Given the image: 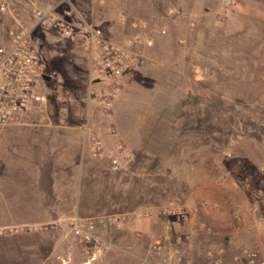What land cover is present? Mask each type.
Returning <instances> with one entry per match:
<instances>
[{"label": "rangeland", "instance_id": "374dc122", "mask_svg": "<svg viewBox=\"0 0 264 264\" xmlns=\"http://www.w3.org/2000/svg\"><path fill=\"white\" fill-rule=\"evenodd\" d=\"M7 2L0 12V42L8 31L26 28L46 76L43 120L37 125L26 124L34 118L23 120L10 137L45 140V125L73 126L50 130V146L66 150L68 140L78 137L77 127L87 125L89 151L81 160L77 156L79 161L68 165L49 159L50 171L85 174L81 193L65 198L72 210L61 218L115 215L124 222L98 226L97 241L86 243L70 231L71 245L55 256L49 253L50 224L27 227L38 232L22 243L3 239V230L0 264H145L144 256L156 258H149L153 262L160 254L166 264H187L183 257L180 263L168 258L169 250L150 247L164 234L187 241L181 226L188 222H196L201 234L216 233L213 224L230 226L232 231L223 232L232 236L224 264H264V0ZM36 10L72 25L73 35L64 37L37 22ZM82 23L99 27L110 43L137 50L135 65L117 88L88 77ZM144 39H151V46L143 47ZM93 135L104 148L100 158L91 155ZM112 154L118 169L110 166ZM165 170L170 176L162 178L159 172ZM31 178L35 183L32 172ZM191 191L207 217L186 201ZM15 194L21 210L34 197L26 190ZM144 211L151 217H136ZM150 219L156 226L149 233L133 229L134 222ZM20 247L24 251L16 250ZM211 253L205 250V257Z\"/></svg>", "mask_w": 264, "mask_h": 264}, {"label": "crops", "instance_id": "0c3cea01", "mask_svg": "<svg viewBox=\"0 0 264 264\" xmlns=\"http://www.w3.org/2000/svg\"><path fill=\"white\" fill-rule=\"evenodd\" d=\"M93 84V87L97 85L96 83ZM45 127L48 126L45 125L41 128V131L46 132L45 140L40 136H35L33 138L19 136L18 139L13 140L10 134L12 131L19 130L16 128V125L7 126L0 132V236L4 235L1 232L4 230L5 232L3 233L7 234H5L3 239L10 240L15 238L16 241L22 243L27 235H36L35 233L38 232L35 228L31 230L27 227L50 224V230H48L50 233L49 253L55 256L54 254L58 251V248L64 249L65 251L66 246L69 247V244L72 242L70 240V216L61 217L65 214L64 212L67 213L72 210L71 203L65 198L70 195H79L81 193V188L84 187V183H81V180L85 179V174L81 171H50L49 159L51 156L54 161H63L68 165L81 160L84 153L89 151L88 131H90V128L83 124L78 126L77 130L75 129L78 133V137L68 140L70 144L66 146V150H58L55 148L59 146L55 144L50 146V130H52V132H58L57 130L59 127H62V131H72V129H74L73 126L50 124V128ZM34 142L38 149L36 146H33ZM10 145L15 148L14 153L8 151L7 148H9L8 146ZM29 147H32V149H28ZM36 152L38 153V157L34 154ZM145 156L147 159L151 158L147 153ZM31 172L34 173L35 183L32 182ZM159 174L162 178L170 176L166 170L160 171ZM19 190H26L35 197L32 196V202L28 201V204L23 210L20 209L17 204L18 201H16L17 196L15 193ZM179 195L181 196L183 194L179 193ZM189 196L186 197V201L189 200L191 205L198 208V214L200 213L201 217L203 216L202 218L207 217L202 214V204L198 195H196L194 191H191ZM64 201L67 205L63 207L62 202ZM28 219L35 221L30 222ZM154 221L155 220L150 219L144 222H134L133 229L149 233L150 229L156 226ZM209 222L211 223L212 221L209 220ZM195 223L196 222L192 225L189 222L183 223L181 230H185L189 239L178 244L170 239L165 249H163L164 252L168 251V247L172 245L180 248L183 259L186 261L189 260L187 264H224L225 255H227V249L232 241V236H227L223 232H227L226 230L232 231L230 226L226 225L227 223H223L222 226L213 224L212 226L216 228V233L201 234ZM161 224H159V226H161ZM161 229L163 230L164 228L161 226ZM73 236L75 237V235ZM24 249L25 248L20 247L16 250L22 252ZM31 249V251L35 250L34 252L39 251L38 248L33 250V247H31ZM150 249L152 250L151 247ZM207 249L211 250L212 253L211 256L205 257L204 252ZM1 252L2 251H0V253ZM160 255L158 261L153 262H151L149 258L153 259L154 257L144 256L145 264H166L163 262L164 259L162 258V254ZM31 256H33V254H31ZM57 256L60 257L61 255ZM36 257L38 256L36 255Z\"/></svg>", "mask_w": 264, "mask_h": 264}, {"label": "built area", "instance_id": "2783aa9c", "mask_svg": "<svg viewBox=\"0 0 264 264\" xmlns=\"http://www.w3.org/2000/svg\"><path fill=\"white\" fill-rule=\"evenodd\" d=\"M7 5V0H0V12L6 10ZM34 15L37 22L46 23L50 28L59 31L62 36L73 35L72 25L56 19L51 13L36 10ZM131 25L137 26L136 23ZM80 30L83 34L82 44L89 54L88 77L104 81L114 89L117 88L121 78L135 65L137 50L106 41L101 29L97 26L82 23ZM151 44V39L142 41L143 47L148 48ZM43 75L41 60L31 45L29 31L24 27L8 31L0 42V132L7 126L23 124V120L34 118L36 122L26 121V124L41 123L46 104ZM104 104L108 106L109 99ZM117 149L113 154L120 150L119 147ZM103 153L104 148L98 136H91V155L100 158ZM110 166L112 169L120 167L117 156L110 157ZM177 213L180 212L177 210ZM180 215L187 216L184 212ZM136 217L150 218L151 213L140 212ZM122 222L124 217L115 215L94 218L73 216L69 220L71 232L79 242L84 243L97 241L95 231L98 226L113 224L118 227ZM170 239L167 234L154 238L151 247L163 252ZM184 239L186 237L180 235L172 238L176 244ZM168 253V258H172L174 262L182 261L181 252L177 246L171 247ZM254 257V253L248 254L249 263L253 262Z\"/></svg>", "mask_w": 264, "mask_h": 264}, {"label": "water", "instance_id": "95a60500", "mask_svg": "<svg viewBox=\"0 0 264 264\" xmlns=\"http://www.w3.org/2000/svg\"><path fill=\"white\" fill-rule=\"evenodd\" d=\"M46 76L45 75H43V78H45Z\"/></svg>", "mask_w": 264, "mask_h": 264}]
</instances>
